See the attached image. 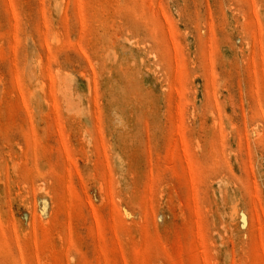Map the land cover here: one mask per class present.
I'll list each match as a JSON object with an SVG mask.
<instances>
[{
    "label": "rangeland",
    "instance_id": "rangeland-1",
    "mask_svg": "<svg viewBox=\"0 0 264 264\" xmlns=\"http://www.w3.org/2000/svg\"><path fill=\"white\" fill-rule=\"evenodd\" d=\"M0 264H264V0H0Z\"/></svg>",
    "mask_w": 264,
    "mask_h": 264
}]
</instances>
